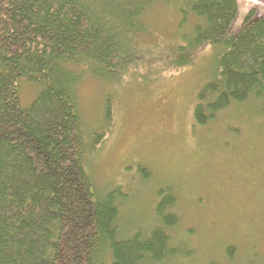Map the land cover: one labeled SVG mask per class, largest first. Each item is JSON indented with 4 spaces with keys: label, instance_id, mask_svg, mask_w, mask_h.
<instances>
[{
    "label": "trees",
    "instance_id": "1",
    "mask_svg": "<svg viewBox=\"0 0 264 264\" xmlns=\"http://www.w3.org/2000/svg\"><path fill=\"white\" fill-rule=\"evenodd\" d=\"M257 4L264 0H254ZM175 5L191 27L143 57L145 16ZM163 42V41H162ZM163 44V45H162ZM217 48L216 75L196 94L193 120L208 125L235 103H264V9L239 0H0V264H163L188 257L171 188L158 191L157 223L120 237L118 188L94 189L86 166L113 123L111 95L102 128L85 134L76 88L86 77L137 82L193 63ZM154 68V71H153ZM38 91L27 107L21 83ZM145 179L149 173H142ZM228 259L233 247L226 249Z\"/></svg>",
    "mask_w": 264,
    "mask_h": 264
},
{
    "label": "rangeland",
    "instance_id": "2",
    "mask_svg": "<svg viewBox=\"0 0 264 264\" xmlns=\"http://www.w3.org/2000/svg\"><path fill=\"white\" fill-rule=\"evenodd\" d=\"M239 1L243 9H264V3ZM174 6L157 2L145 16L153 35L142 44L148 61L155 39L168 45L192 25L193 17L180 25ZM216 64L217 48L205 45L192 64L162 70L161 76L111 83L86 77L76 88L87 143L104 125L105 97L112 98L111 129L87 155L86 166L98 194L118 188L119 236L146 232L157 223L160 189L171 188L176 196L179 223L172 234L186 240L191 255L163 264H264V103H235L208 125H196V94L216 75ZM37 91L36 85L21 83V106Z\"/></svg>",
    "mask_w": 264,
    "mask_h": 264
}]
</instances>
